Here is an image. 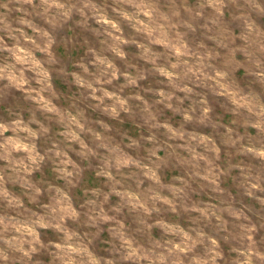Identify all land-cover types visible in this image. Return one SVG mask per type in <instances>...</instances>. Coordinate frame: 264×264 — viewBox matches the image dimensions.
<instances>
[{
    "label": "clouds",
    "instance_id": "obj_1",
    "mask_svg": "<svg viewBox=\"0 0 264 264\" xmlns=\"http://www.w3.org/2000/svg\"><path fill=\"white\" fill-rule=\"evenodd\" d=\"M0 105V264H264V0H0Z\"/></svg>",
    "mask_w": 264,
    "mask_h": 264
},
{
    "label": "rangeland",
    "instance_id": "obj_2",
    "mask_svg": "<svg viewBox=\"0 0 264 264\" xmlns=\"http://www.w3.org/2000/svg\"><path fill=\"white\" fill-rule=\"evenodd\" d=\"M61 51V54H63V49H61L60 50ZM77 53H73V55H76ZM80 54H82V50H81V52H80ZM59 83V82H58ZM4 111V107H3V105H0V113H2ZM88 182L89 183H95V179H94V177H92V176H89L88 177Z\"/></svg>",
    "mask_w": 264,
    "mask_h": 264
}]
</instances>
